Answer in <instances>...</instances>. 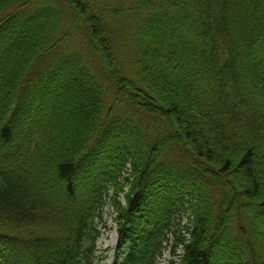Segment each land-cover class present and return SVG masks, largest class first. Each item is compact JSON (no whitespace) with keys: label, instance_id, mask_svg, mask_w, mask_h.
I'll return each instance as SVG.
<instances>
[{"label":"trees","instance_id":"obj_1","mask_svg":"<svg viewBox=\"0 0 264 264\" xmlns=\"http://www.w3.org/2000/svg\"><path fill=\"white\" fill-rule=\"evenodd\" d=\"M109 219L114 264H264V0H0V264Z\"/></svg>","mask_w":264,"mask_h":264},{"label":"rangeland","instance_id":"obj_2","mask_svg":"<svg viewBox=\"0 0 264 264\" xmlns=\"http://www.w3.org/2000/svg\"><path fill=\"white\" fill-rule=\"evenodd\" d=\"M109 224L110 225L112 224L111 220L109 221ZM115 240H116V231L114 229L104 231L101 239L98 242V249H99L98 254L99 255L102 254L108 247H113L115 244ZM112 253L113 250L110 251L109 258L104 259L103 261L104 264L110 263L112 259L111 257ZM104 255H107L106 251ZM169 259H170L169 252H166L164 258L161 261V264H168Z\"/></svg>","mask_w":264,"mask_h":264}]
</instances>
